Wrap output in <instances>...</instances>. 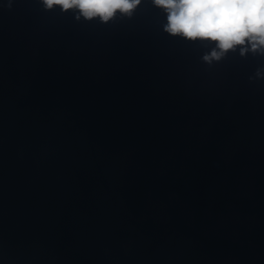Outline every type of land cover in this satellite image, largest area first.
I'll use <instances>...</instances> for the list:
<instances>
[{
    "label": "water",
    "instance_id": "water-1",
    "mask_svg": "<svg viewBox=\"0 0 264 264\" xmlns=\"http://www.w3.org/2000/svg\"><path fill=\"white\" fill-rule=\"evenodd\" d=\"M164 23L0 0V264H264V57Z\"/></svg>",
    "mask_w": 264,
    "mask_h": 264
},
{
    "label": "clouds",
    "instance_id": "clouds-1",
    "mask_svg": "<svg viewBox=\"0 0 264 264\" xmlns=\"http://www.w3.org/2000/svg\"><path fill=\"white\" fill-rule=\"evenodd\" d=\"M45 11L59 7L76 21L109 23L131 19L144 0H39ZM166 17L163 31L210 47L202 55L209 66L232 52L264 57V0H149ZM11 4L9 3V7ZM250 80L264 79V67Z\"/></svg>",
    "mask_w": 264,
    "mask_h": 264
}]
</instances>
